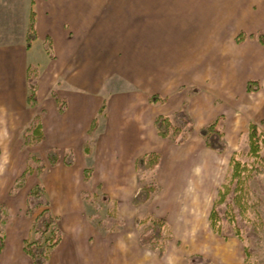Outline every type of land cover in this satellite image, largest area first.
<instances>
[{"label": "rangeland", "instance_id": "1", "mask_svg": "<svg viewBox=\"0 0 264 264\" xmlns=\"http://www.w3.org/2000/svg\"><path fill=\"white\" fill-rule=\"evenodd\" d=\"M3 2L0 0V29L15 26L17 28L20 24L21 12L28 1L6 0L5 4ZM235 13V19L233 17L229 23V26L234 29L229 33L227 28L219 26L212 28V32L217 34V42L213 47L218 50L216 52L218 61L223 59L224 52H231L232 47L236 51L247 52L248 45L242 44L243 41L262 43L258 34L264 35V31L238 29L248 27V24L239 10ZM240 32H243L245 37L238 42L236 40ZM34 45L33 51L39 48V42ZM210 52L211 50L208 51ZM260 55L264 57V51H261ZM220 74L221 71L217 76ZM30 75L33 77V74ZM256 75L252 73L251 76L240 79H232L228 76L215 77L213 96L203 92L199 94L204 96L203 101L209 110L211 120L202 118L198 122L188 114L192 130H188L187 127L182 130L181 135L184 140L181 143L173 141L170 137L159 140L154 135L155 146L152 147L159 146L157 152L162 154L159 166L149 171L131 169L130 172L120 170L126 167L120 165L119 150L116 149L113 139L109 144L103 143L104 135L110 129V120H113L112 133L115 126L120 130L124 123L138 121L145 110L151 109L147 99L138 101L137 109L116 114L115 108L109 103L116 96L112 93L117 90L119 78L113 75L93 76L92 73L83 85L82 78L77 72L68 78L59 75L55 79V89L75 92L90 91L99 87L98 94L105 98L106 107L99 112L98 118L101 121L97 130L74 146L75 164L71 167H64L61 163L56 167H50L45 155L47 143L41 141L39 137L34 136L31 143H24L23 134L30 135L32 126L16 134L10 132L6 135V141L0 142V233L4 235V246L0 250V264H32L30 258L22 251V246L24 240L34 238L32 221L44 207L35 208L31 214L26 213L27 193L35 183L45 187L46 197L49 191L57 192L59 188H63V191L68 192L70 187L73 188L68 214L59 215L52 206L62 238L58 246L49 249L48 264H100L101 250L108 246L111 237L119 234L106 235L105 230L119 231L123 228L124 237L128 239L127 245H134L138 234L151 223L149 220L136 224L134 219L135 217L144 218L148 214L163 218L167 223L164 231L167 252L157 264H187V256L194 253L197 244L202 243L200 237L202 230H204L203 235L207 233L208 236L218 239L219 245L215 242L210 243L213 249H216L217 245H232L234 242L240 249L244 246L249 249L248 264H264V142L260 143L258 154L255 156L250 151L247 134L248 123L254 122L264 135L262 126H258L264 119L263 104L259 109L260 104L264 103V68L260 72L261 79ZM16 80L14 73H10L8 86L14 95H16L14 89ZM46 80L49 81V79ZM206 80L207 85L211 84L209 79ZM247 80L255 81L257 88L247 90ZM32 81L36 85L34 77ZM207 85H203L204 89ZM198 90L200 88L193 89L180 84L174 91L178 97L175 105L183 102L180 108L185 110L188 108L186 99L188 100L190 95ZM50 95L48 91L42 101L45 102ZM162 98L164 100L155 105H161L165 101V98ZM46 110L47 113L48 109ZM161 110L170 111L166 105L158 109V111ZM42 112L44 109L40 107L36 111L39 119ZM213 121L223 132L225 150L222 153L207 147L198 134L199 128ZM139 129L142 131L140 134H144L146 125L140 124ZM159 141L161 143H158ZM85 146L87 149L84 150ZM102 148L107 150L106 158L109 161L106 164L100 163L99 160ZM66 152L67 150H64L61 154L64 156ZM233 152H235V158L247 167L241 182L238 183L231 178L232 170L228 167V161ZM83 168L91 170L87 178L82 176ZM21 177H23L22 185L15 186ZM148 183L157 185L156 191L149 198L152 200L146 204L133 206L130 202L131 193H136L140 187ZM222 183L227 184L229 190L225 193L224 200L216 206L220 209V215L227 216V219L219 220L218 223L223 229L226 226L231 228L230 239L226 242H221L220 235L217 238L216 233L213 235L206 221L210 208L217 198V190ZM80 192H87L88 195L79 197ZM57 206L60 207L59 204ZM200 218H203L202 225L199 224ZM221 232L224 233V230ZM235 233H238L241 239H237ZM74 244L78 246L79 251L72 253L64 251L66 246Z\"/></svg>", "mask_w": 264, "mask_h": 264}, {"label": "crops", "instance_id": "2", "mask_svg": "<svg viewBox=\"0 0 264 264\" xmlns=\"http://www.w3.org/2000/svg\"><path fill=\"white\" fill-rule=\"evenodd\" d=\"M3 1L5 4L6 0ZM27 1L21 12L19 26L0 29V142L6 141L8 133L16 134L32 126L31 123L38 114L36 111L40 107L45 113L48 109L46 114L42 112L39 119L43 134L41 141L47 143V148H56L60 156H63L61 153L64 150L70 149L74 153V146L97 130L101 121L98 118L100 107L104 104L105 108L107 102L99 96V87L90 91H60L55 89V79L59 75L68 78L77 72L84 85L92 73L93 76L99 77L113 75L120 79L117 90L112 93L116 96L109 103L115 108L116 114L137 109L138 101L144 98L148 101L152 94L165 98L158 106L148 101L151 109L145 110L138 121L124 123L120 130L115 126L113 133V120H110V129L104 135L103 143L109 144L114 140L116 149L119 150L120 165L126 167L120 170L130 172L131 169L136 170L134 161L138 156L159 151V146L152 147L155 146L154 135L159 140L168 138L156 133L153 121L158 114H171L182 107L183 102L175 105L178 97L174 91L180 84L193 89L200 88L186 99L188 108H185L186 113L199 122L202 118H211L203 101L204 96L199 94L203 92L213 96L215 77L240 79L253 73L261 79L264 57L260 52L264 51V43L243 41L242 44L248 45L247 52L236 51L232 47L231 52H224V56L219 50L223 59L218 61V50L213 47L217 42V34L212 32V28H227L229 33L234 29L229 23L239 10L243 14L241 15L245 16L248 27L238 29L264 31V0ZM31 10L35 14L36 36L27 47L26 31ZM47 39L51 44V55L44 48V41ZM36 42H39V48L33 51ZM31 68L36 72L34 79L37 105L34 107L27 103V78L29 73L34 72H30ZM219 71L221 74L217 76ZM12 72L17 79L14 88L16 95L12 94V89L8 86V77ZM206 79H209L211 84L207 85ZM204 84L207 85L206 89ZM48 91L52 96H47L43 102L42 98L46 97ZM56 98L65 101V109L62 112L58 110ZM262 104L264 106V103H261L259 109ZM164 105L170 111H158ZM93 119L97 122L96 127L92 132H88ZM140 124L146 125L144 134H140ZM259 125L264 131V119ZM105 149H100L99 159L100 163L104 164L109 161ZM104 156L105 158H102ZM159 156L158 166L162 154ZM59 163L64 167H71L75 161L72 165L58 162L52 167ZM62 189L59 188L57 192L49 191L47 195L52 214V206L59 215L69 213L68 206L72 201L73 188L70 187L68 192ZM134 193H131V204ZM79 197H82L81 192ZM151 200L139 204H146ZM199 221L202 225L203 218ZM206 221L208 223V215ZM122 229L105 230L106 235L119 234L118 237H111L108 246L101 250L100 264H157L165 256L167 246L160 257L156 250L140 244V234L134 245H127L128 239L124 237ZM203 234L204 230L200 232L202 243L197 244L194 253L208 257L213 264L244 263V247L240 249L234 242L232 245L218 246V239L208 236L207 233ZM215 235L216 238L220 237ZM220 239L221 242H226L230 237L225 239L221 236ZM212 242L218 244L216 249L210 244ZM75 245L64 246V251H79Z\"/></svg>", "mask_w": 264, "mask_h": 264}, {"label": "trees", "instance_id": "3", "mask_svg": "<svg viewBox=\"0 0 264 264\" xmlns=\"http://www.w3.org/2000/svg\"><path fill=\"white\" fill-rule=\"evenodd\" d=\"M34 20L35 14L31 10L29 16V22L26 31V46L29 47L31 41L35 38V29H34ZM259 40L264 43V35L258 34ZM245 37L243 32L238 34L236 41H242ZM45 50L51 55V44L49 39L44 41ZM30 70L34 71L33 77L36 75L34 68ZM33 77L30 73L27 78L28 84V95L27 103L34 107L37 105V96H36V85L34 84ZM257 83L255 81L247 82V90H253L257 88ZM164 99L158 94H152L149 96L148 101L150 103L162 102ZM59 107L58 110L62 112L65 109V101L56 98ZM104 108V104L101 105L100 110ZM191 120L188 114L183 108L175 110L172 115L167 114H158L153 121L154 128L156 133L161 137H170L173 141L181 143L184 140V137L181 135L184 128L192 130L190 125ZM96 120L93 119L91 125L88 129V132H92L96 127ZM31 134H23L24 143H31L33 137H39L43 139V134L41 131V124L39 121V116L35 115L32 123ZM198 134L203 138L204 143L210 149L222 153L225 150V142L223 139V132L217 127L216 122L213 121L206 126L199 128ZM248 141L250 151L257 156V152L260 147V143L264 142L263 132L260 131L257 127V124L254 122L248 123ZM36 140V139H35ZM87 147H84V150ZM87 151V150H86ZM45 155L50 167L55 166L58 162L62 161L65 165H72L74 163V153L72 150H67L66 155L60 156V152L54 147H48L45 151ZM159 154L157 152L145 153L138 156L135 161V168L141 171H145L153 168L159 162ZM228 167L231 168V178L235 179L236 182H241V178L245 170L247 169L246 165L242 164L239 160L235 158V152H233L228 161ZM89 168L83 169V178H87L90 173ZM23 183V177L19 178L15 186H20ZM157 185L154 183L145 184L139 188V190L132 197L133 204H139L147 201L151 195L156 191ZM229 187L227 184L222 183L220 189L217 190V198L213 202L209 214H208V223L212 231L223 238H228L231 232V228L226 226L223 229L222 225L218 223L219 220L227 219L225 214L220 215V209L216 206L217 203H220L225 198V193H227ZM81 195L87 196V192H82ZM44 206L43 209L38 213V215L32 221V230L34 238L32 240H24L22 251L30 258L32 264H47L49 259V249L55 247L62 237L61 229L57 226V217L54 216L49 208V200L45 196V189L40 183H35L32 185L27 193V206L26 213L31 214L32 211L39 207ZM151 221V223L146 227V229L140 233L139 242L141 245L147 246L150 249L157 251L158 255L161 257L164 254L166 249V239L164 237V231L167 227L165 219L156 217L153 215H146L144 218H135L136 224H141L146 221ZM224 230V233L221 231ZM45 234H48L45 236ZM45 236V237H44ZM239 239L241 237L238 233H235ZM4 246V235L0 233V250ZM244 263L248 264V257L250 255L249 249L244 246ZM187 264H212L211 260L200 253H192L187 256Z\"/></svg>", "mask_w": 264, "mask_h": 264}]
</instances>
